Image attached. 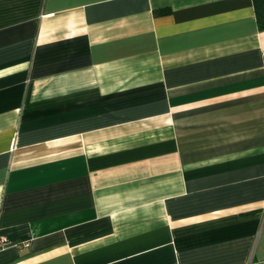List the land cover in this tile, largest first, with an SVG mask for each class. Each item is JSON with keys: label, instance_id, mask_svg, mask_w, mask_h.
I'll return each mask as SVG.
<instances>
[{"label": "crops", "instance_id": "0c3cea01", "mask_svg": "<svg viewBox=\"0 0 264 264\" xmlns=\"http://www.w3.org/2000/svg\"><path fill=\"white\" fill-rule=\"evenodd\" d=\"M0 264H264L253 0H0Z\"/></svg>", "mask_w": 264, "mask_h": 264}, {"label": "trees", "instance_id": "16d2710c", "mask_svg": "<svg viewBox=\"0 0 264 264\" xmlns=\"http://www.w3.org/2000/svg\"><path fill=\"white\" fill-rule=\"evenodd\" d=\"M256 22L259 29H264V0H253Z\"/></svg>", "mask_w": 264, "mask_h": 264}, {"label": "built area", "instance_id": "2783aa9c", "mask_svg": "<svg viewBox=\"0 0 264 264\" xmlns=\"http://www.w3.org/2000/svg\"><path fill=\"white\" fill-rule=\"evenodd\" d=\"M4 238L2 236H0V246L3 245V242H4Z\"/></svg>", "mask_w": 264, "mask_h": 264}]
</instances>
